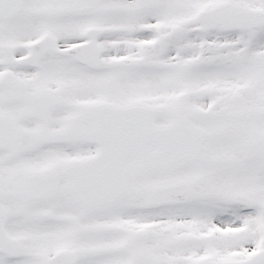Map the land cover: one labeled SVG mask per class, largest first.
Masks as SVG:
<instances>
[{
  "label": "snow or ice",
  "instance_id": "1",
  "mask_svg": "<svg viewBox=\"0 0 264 264\" xmlns=\"http://www.w3.org/2000/svg\"><path fill=\"white\" fill-rule=\"evenodd\" d=\"M0 264H264V0H0Z\"/></svg>",
  "mask_w": 264,
  "mask_h": 264
}]
</instances>
